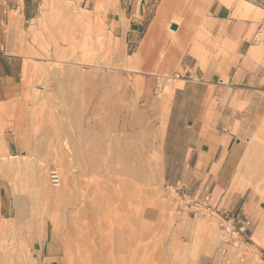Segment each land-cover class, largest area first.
Returning <instances> with one entry per match:
<instances>
[{
    "label": "crops",
    "instance_id": "1",
    "mask_svg": "<svg viewBox=\"0 0 264 264\" xmlns=\"http://www.w3.org/2000/svg\"><path fill=\"white\" fill-rule=\"evenodd\" d=\"M97 8V0H0L2 120L32 114L38 90L32 75L51 72L48 60L42 59L48 57L47 45L51 42L55 52L63 53V41L73 39L69 33H82L86 39L97 24ZM263 18L264 0H111L105 14L113 27L111 33L126 42L127 50L134 48L129 61L120 50H114L117 59L135 73L169 74L171 79L162 88L160 100L147 93L152 115H146L128 102L146 88L145 82L136 80L118 90L111 75L104 74L97 85L95 108L88 109V99L82 95L78 117L76 107L73 109V122L83 113L75 127L88 131L95 147H76L70 152L64 143V148L55 150L57 158L62 156L67 163L70 155L81 152L84 160L74 169H87L89 177L110 152L112 159L114 155L116 161L125 163V173L144 180L146 162L139 145H143L146 122L152 116L163 185L181 186L191 198L179 206L161 202L152 212H185L182 215L198 217L199 212L210 211L193 201L207 196L213 212H245L248 216L264 212V46L256 42ZM43 89L38 90L42 106L49 94L48 88ZM73 95L70 90L69 97ZM165 100L166 109L155 111L154 103ZM90 111L92 116L86 119ZM41 128L48 129L46 125ZM65 130L63 136L68 134ZM44 132L35 130L29 135L34 141ZM24 135L28 134H19ZM45 144L41 139L42 154ZM132 152L138 154L134 167L128 163ZM136 168H142L138 176ZM81 183L89 187L88 200L101 203L94 205V212H102L106 201L99 191L101 182L82 179L77 185ZM72 189L79 191L76 185ZM99 214L108 217L106 212ZM104 241L81 244V249L89 248L94 264L99 249L104 252L101 263L112 264L109 244L106 238ZM74 244V249H80ZM202 249L208 250V246ZM61 251L62 257L53 260L64 257ZM135 253L129 257L135 258ZM83 255L78 252V260Z\"/></svg>",
    "mask_w": 264,
    "mask_h": 264
},
{
    "label": "rangeland",
    "instance_id": "2",
    "mask_svg": "<svg viewBox=\"0 0 264 264\" xmlns=\"http://www.w3.org/2000/svg\"><path fill=\"white\" fill-rule=\"evenodd\" d=\"M110 1L97 0V24L90 36L86 35V39H82V33L77 36L69 33L73 39L63 41L62 46L66 47L63 53L55 52L49 42L48 57L42 59L48 60L52 66L51 72L32 75L34 88H48V97H44L45 105H41L42 97L37 90V95L33 96L32 114H18V119L14 115L10 118L7 116L6 120L0 117V164L6 168L21 166L30 175H36L39 183H35L34 190L42 192L46 202H52L54 207L60 206L63 194L76 185L79 188L78 202L74 208L64 212H67L69 220L77 221L80 228L85 222L79 216L70 214L85 212L84 206L90 197V190L87 184L77 183L82 179L101 182L99 191L106 202L102 203L104 206L100 213L106 212L108 217L106 221H102L99 216L94 217L90 226L91 240L98 242L101 240L100 235L105 236L112 264H264V246L257 239L259 215L263 212L258 213V217L248 216L245 212H199L198 217L182 215L185 212H152L159 209L161 202L167 204L163 190L162 158L158 149L159 138L152 137L155 117L148 118V126L141 140L143 145H139L146 162L144 180L125 173V163L116 161L114 155L112 159L110 152L104 157L101 168L89 177L87 169H74L78 161L73 155H70L67 163L62 156L57 158L55 150L64 148V143L70 152L76 147L83 150L95 147L91 143L93 137L90 138L89 132L75 127L78 126L77 120L83 118V113L73 122V109L76 107L78 117L81 112L78 101L83 99L82 95L88 99L86 107L95 108L99 98L97 85L103 82L104 74L111 75L118 90L126 85L131 86L136 80L145 82L146 88L141 89L140 94L131 97L128 102L143 110L146 115H152L147 93L151 92V99L160 100L164 95L162 88L171 79L169 74L135 73L117 59L114 50H120L124 59L129 61L134 48L127 50L126 42L117 40L112 35L113 27L105 20ZM69 68L72 70L69 71ZM81 77L86 80L81 81ZM56 87L59 91H55ZM70 90L74 92L72 98L69 97ZM91 113L86 114V119L91 118ZM43 125L48 127L45 132L41 128ZM65 129L68 134L63 136ZM35 130L44 132L45 135L32 142L37 147L35 152H30L19 134L29 135ZM41 139L46 142L43 155L40 149ZM137 160L138 154L130 153L128 163L131 167L137 164ZM33 167H37L36 172ZM52 169H57L60 173L61 185L58 187L50 180ZM31 190L32 188L14 191L9 183H0V221L12 225L18 212L16 197L22 196L29 200ZM93 202L96 207L100 205L95 200ZM52 210L55 212L56 208ZM32 225L33 239L26 243L25 254L33 259L34 264H49L54 258H61V250L64 251V248L58 249L57 246L62 247L63 243L70 241L68 227L55 232L52 222L48 220H36ZM135 226L138 230L132 232ZM117 242H122L123 247L117 245ZM204 245L208 246V250L202 249ZM3 246L6 249L10 247L8 233L0 235V253ZM74 251L84 254L80 260L84 264H94L93 259L88 256L89 248ZM132 252H137L135 258L129 257ZM103 253L102 249L98 250L95 264H102L100 257Z\"/></svg>",
    "mask_w": 264,
    "mask_h": 264
},
{
    "label": "bare ground",
    "instance_id": "3",
    "mask_svg": "<svg viewBox=\"0 0 264 264\" xmlns=\"http://www.w3.org/2000/svg\"><path fill=\"white\" fill-rule=\"evenodd\" d=\"M166 102L167 101L165 100L162 104L161 102L157 104L154 103V110L164 111V109H166ZM20 137V139L25 140V144L30 152L36 151V147L32 144L33 137H31V135H24ZM21 144L23 145V143ZM8 155H10V153ZM74 158L76 159V161H82L84 160V154L78 152L77 154H75ZM0 166H2V168L0 169V183H3L4 185H6V183H9L13 187L14 191H18L19 189H22V191H27L29 188H32V190L29 191V200H26V198L17 195L18 197H16V202L18 206V212L15 215V219L12 225L0 221V235L7 233L10 235V247L6 249L5 246H3L1 248L2 252L0 253V264H34V262L32 261L33 259L31 260L24 251L26 249V243L28 241H32L33 239L31 237V228L33 226L32 223L36 220H48L52 222L55 232H59V230L65 227H68L69 229L68 234L69 236H71V238L70 241L64 244V257L62 259L52 260L49 264H84L82 261H78V252L74 251L75 247H73L72 244L75 243V246L78 245L80 251L81 244H84L86 242L90 244L92 237L90 226L94 220V217L99 216L102 221H106V217L104 215L103 217H101L99 214L100 212H94L95 206L92 201L88 200L84 206L85 212H83V214L82 212H71L70 214L71 216H79V219L83 220L82 222H85L80 228L78 227V223H76L77 221L69 220V218L66 216L67 212H64L65 210H69L76 206L79 199L78 189L76 191L74 189L66 191L61 197L60 206L56 205L57 207H54L51 205L52 202H46V199L44 198V196H42V192H37L34 190L35 183H39L36 175H30L29 173L24 171L23 167L21 166L13 165L11 168H6L3 164H0ZM32 169L35 172L37 171V167H33ZM134 172L138 176L141 174L142 168H136ZM58 174L60 179L58 186H60L61 177L59 171ZM29 206H32L33 208L29 209ZM53 208H56L55 212L52 210ZM259 217L260 229L257 234V239L259 243L264 246V212L262 213V215H259ZM100 237L102 244H105V236L100 235ZM121 243L122 242H117V245L122 248L123 244L121 246ZM80 257L81 256H79V258Z\"/></svg>",
    "mask_w": 264,
    "mask_h": 264
},
{
    "label": "built area",
    "instance_id": "4",
    "mask_svg": "<svg viewBox=\"0 0 264 264\" xmlns=\"http://www.w3.org/2000/svg\"><path fill=\"white\" fill-rule=\"evenodd\" d=\"M256 42L259 45L264 46V18L262 22L260 23L257 37H256ZM50 178L54 186L59 185L60 179H59V174H58L57 169L50 170ZM163 190H164V198L166 199L167 203L173 206L174 205L179 206L180 202H184L188 199H191L190 195L186 193L181 186L172 187V186L166 185L164 186ZM193 202L194 204L196 203L198 205H201L202 207L206 208L210 212L214 211V208L212 207L210 203L211 200L208 196L204 200H200V201L198 200V201H193Z\"/></svg>",
    "mask_w": 264,
    "mask_h": 264
}]
</instances>
